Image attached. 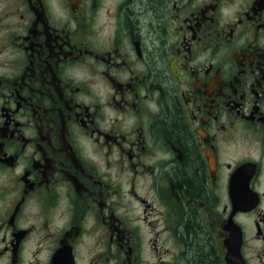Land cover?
I'll list each match as a JSON object with an SVG mask.
<instances>
[{"label": "flooded vegetation", "instance_id": "obj_1", "mask_svg": "<svg viewBox=\"0 0 264 264\" xmlns=\"http://www.w3.org/2000/svg\"><path fill=\"white\" fill-rule=\"evenodd\" d=\"M159 4L0 0V264H264V0Z\"/></svg>", "mask_w": 264, "mask_h": 264}, {"label": "trees", "instance_id": "obj_2", "mask_svg": "<svg viewBox=\"0 0 264 264\" xmlns=\"http://www.w3.org/2000/svg\"><path fill=\"white\" fill-rule=\"evenodd\" d=\"M139 2L144 9L143 19L146 26H148L149 21L154 19V15L159 13V0H139ZM155 32H158V30L155 29V31H152L153 35ZM166 120L171 125L170 129L176 139H181L183 143H187V134L180 119V115L175 110L171 109L170 113L166 116ZM189 158L187 171L183 177L191 183L195 190H199L203 182L201 166L192 152H189ZM190 235H193L192 245L193 253L195 254V264H216L217 262L215 256L210 245H207L203 231L193 226L191 228Z\"/></svg>", "mask_w": 264, "mask_h": 264}]
</instances>
